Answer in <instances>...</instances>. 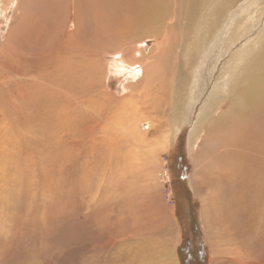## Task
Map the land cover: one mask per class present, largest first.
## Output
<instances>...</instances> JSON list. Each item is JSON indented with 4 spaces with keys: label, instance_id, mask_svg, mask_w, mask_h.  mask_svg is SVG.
Listing matches in <instances>:
<instances>
[{
    "label": "rangeland",
    "instance_id": "rangeland-1",
    "mask_svg": "<svg viewBox=\"0 0 264 264\" xmlns=\"http://www.w3.org/2000/svg\"><path fill=\"white\" fill-rule=\"evenodd\" d=\"M46 2L22 0V8L20 6L18 10L17 5H6L4 0H0V10L3 9L0 12V264H162L169 245L167 258L174 251L173 256L179 261L176 260L177 264H232L226 258H213L206 244L202 200L210 189L224 187L222 183L226 184L225 192L233 187L239 188V184L218 167L214 171L216 168L210 161L196 164L189 153V137L201 108L230 65L232 55L247 43L251 44L263 30L264 0H236L231 8H225L227 12L213 31L200 59H185L188 54H184V39L191 36L192 29L187 35L177 32L176 38L165 46L169 70L166 77L163 75L162 85L158 83L153 88L151 96L142 94L144 85L140 78L135 79L136 76L130 73L114 69L112 64L115 59L125 58L118 61L128 63L130 68L135 62L140 65V59L153 49L156 42L151 33L141 35L148 39L143 41L140 38L143 43L132 41L130 31L139 34L145 27L126 19L124 0H81L79 9L72 0H51L45 6ZM202 6L201 2L199 7ZM261 8L263 12L259 14ZM41 10L44 13L39 12ZM37 13L47 23L45 29L40 26ZM181 21L184 19L177 11V24ZM172 28L174 33V23ZM247 28L251 30L249 33ZM120 35H125L128 40L120 38ZM51 47H56L53 53L50 52ZM68 49L72 51L70 53L82 54L76 58L74 54H66ZM116 50L118 52L114 55ZM136 50H142V53L134 55ZM60 57L61 60L58 59ZM69 59L72 62L68 64L74 65L78 74L73 79L79 77L78 81H68L58 74L60 70L66 75L70 73ZM59 60H64L65 65L58 66ZM55 63H58L59 71ZM55 74L63 81L59 85L53 84V78H50ZM186 83H190L192 88L184 96L186 122L173 146L158 151L160 161L170 174V179L166 181L163 178L160 185L158 205L165 206L168 215L161 209L165 218L149 224L144 206L131 207L123 193L114 197L113 189H106L115 169L129 181L128 167L116 163L117 151L110 155L108 153L112 150L104 147L110 135L108 130L115 132L112 119L119 117L112 115L113 109H118L122 103H131L130 97L124 96V88H134L139 96L135 95L132 100L137 101L138 116L145 118L140 120V131L148 135L149 141L156 140L170 128L171 98ZM127 93L131 94V88ZM102 103L108 108L104 104L101 107ZM47 111L57 117H54L56 131L50 133L51 137L46 134L47 124L44 122ZM34 121L35 129L32 127ZM204 140L198 144L202 150ZM252 144L238 140L232 143L233 146L228 144V149L220 148L216 152L228 153L232 161L242 158V163L250 166L264 162V153L255 150ZM99 146L103 153L95 151ZM112 148L117 149L118 146ZM192 179L199 180L197 189H201L197 193L200 194L204 188L205 193L196 195L192 191ZM257 196L253 193L250 199H243L244 205L236 203L239 211L235 215L239 223L235 224L240 229L234 235L244 241L245 235L249 237L244 264H264V233L253 223L255 207L250 203L254 198L259 206L261 200ZM225 203H222L218 217H225L223 220L228 222L231 210ZM173 239L176 240L172 247Z\"/></svg>",
    "mask_w": 264,
    "mask_h": 264
},
{
    "label": "bare ground",
    "instance_id": "bare-ground-1",
    "mask_svg": "<svg viewBox=\"0 0 264 264\" xmlns=\"http://www.w3.org/2000/svg\"><path fill=\"white\" fill-rule=\"evenodd\" d=\"M4 1L6 5H10V6L17 5L18 10H20L19 7L22 5V0H4ZM72 1L76 3V5H78V9L81 8L80 7L81 0H72ZM83 1L84 0H82V2ZM235 1L236 0H202V1H199V0H124L125 9L127 12L126 19L128 18L130 21L136 22L135 24L139 23V25H142L145 27L142 30L140 29L141 31H139L140 32L139 34L131 30L130 34L133 39L132 38L130 39H132V41L133 40L141 41V39L143 38L141 37V35H143L144 33H151L152 36L154 35V39L156 42L154 44L153 49L149 50L150 52H147V54H145L146 56L140 59L141 60L140 65L139 63L135 62V63H132L133 66L130 68V65L128 63L121 64L119 62V61L122 62L123 60H125V58H119V59H115L112 63L114 66V69H121L123 73L124 72L130 73L131 75L136 76L135 79L140 78L141 79L140 82H142V85H144L142 94L145 96H148V95L151 96V94H153L154 92L153 88H155V86H157L158 83L162 85L163 75L164 77H166V74H167L166 71L169 70L170 62L167 61L168 51L166 50L167 48L165 46L168 45L172 39L176 38L177 32H179L181 35H187L189 34L190 29H192V33L190 32L191 36L188 39H184L186 42L183 41L185 43V46L183 49L184 54L185 53L188 54L185 57V59H188L191 57L196 58V60L197 58L200 59V54H204L207 43L209 42L212 35L214 34L213 31L219 26V24L221 23L224 17V14L227 12L229 8L233 6ZM50 2L51 0H47V2L45 3V6H47ZM201 2L204 4V6L199 7ZM177 11H179L181 18L184 19V21H181L178 24H177ZM39 12L44 13V11L42 10ZM262 12H263L262 8L258 10L259 14ZM37 17L40 19V26L43 29H45V26L47 23H45V21L41 19V14L39 15L37 13ZM173 23L175 27L174 33H173V28H172ZM153 29H155V32H153ZM67 30H70L69 27ZM250 31L251 30L249 29L247 33H249ZM122 36L120 35V38H125L128 40V38H126L125 35L124 37ZM146 40L148 39H144L143 41H146ZM229 42H230L229 44H233L232 41H229ZM125 43L130 44L129 42H125ZM141 43L143 42L141 41ZM229 44L227 43V47ZM58 46H61V45H58ZM55 48L51 47L50 52L53 53ZM168 48L171 49V47H168ZM230 48H228V50ZM104 50H107V49L105 48ZM68 52H66V54H74L73 56L75 57L76 55L82 54V53L81 54L70 53L72 52L70 50ZM117 52L118 50L114 52L115 53L114 55H116ZM138 52L142 53V50L133 51V54L137 55ZM58 59L61 60L62 58L60 57ZM64 60L60 61L59 62L60 65L58 66L65 65ZM69 61L70 59L67 61V64ZM101 63H103V61ZM49 64L51 63L49 62ZM56 64L58 63H55V65ZM229 64L230 65L228 66V68H226V71L221 75L220 81L216 85L215 91L212 93V96L209 98L208 102L200 110V113L195 122L196 124L194 125L193 130L189 137V153L191 157L195 160L196 164L199 163L200 161H205V162L210 161L213 163V168H216V170L214 171H217V167H218L220 170L224 171L223 173L224 175L225 174H228V176L230 175L233 179H236L238 182L237 184H239L237 186L241 190L237 187H233V189L231 188L232 189L231 191L226 190L225 192V189H224V187H226L225 183L224 184L222 183V185H225L224 187L220 186V187H215L213 189H210V191H208L209 192L207 196L208 199L206 197L202 200L203 201L202 221H203V225L205 229L206 244L211 250V254L213 258L215 259L220 258L221 260L226 258L230 260L232 264H244V262H246L245 260L247 259L248 249H246V246L248 244L249 237L245 235L246 240L244 241L242 237L237 238L234 235V232L240 229V227L237 224H235V223H239L235 215L236 211H239L238 205H236V203L239 205L240 204L244 205L245 202L242 203V200L244 199L245 201L246 198L250 199L249 197L253 193H256V195L259 196L261 200L260 202L261 204H259V206H257L254 198L252 199L254 200V202H250L255 207V211L253 213L254 222L253 221L252 222L254 223L255 227L261 228L260 229L261 232L263 231L264 233V199H263L264 162L260 161L261 163H257L253 165L251 164L252 166H250L248 163L243 164L242 163L243 160H241L242 158L238 159L237 161H232L233 158H230V156H228V153H225L222 151H218V152L216 151L219 150L220 148L228 149L229 148L228 144H230V146H233L232 143L239 140L245 144H249L253 142L252 145L254 146L255 150L261 151L262 153H264V28L260 32L259 36L251 44L247 43L245 46H243V48L240 51L232 55L231 61ZM68 65H69L70 73H68L67 75L63 71L61 70L59 71L56 65V68L60 72L58 74H61V76L63 78H66L68 81H71V82L78 81L79 77L77 79H73L74 76H78L76 72V67L71 64H68ZM108 66H110V64ZM175 69H177V65ZM107 70H109V68H107ZM174 73L177 74V71H174ZM56 74L53 77H50V78H53L51 80H52V83L55 85L60 82H63L59 79V77L56 76ZM104 74L106 75V73ZM84 76L88 77V75L86 74ZM48 77L46 80H49ZM97 81L98 80H96L95 82ZM48 84L50 85V83ZM40 88L41 87L39 86V89ZM130 88H131V94H128L127 90ZM124 89L126 90L124 93L125 94L124 96L125 97L129 96L131 99L130 100L131 103H127V104L122 103V105L118 109L115 108L113 109V113L111 112L112 115L116 114V116L119 115V117L118 118L111 117L113 118L112 126L115 132L112 133L113 131L108 130L110 132V135L107 136V139H108L107 144L104 147L108 151L109 149L112 150L111 153L110 152L108 153L110 155L111 154L114 155L115 154L114 152L117 151V154H116L117 156H115L116 163L119 166L123 165V166L128 167L129 181H131V183L125 179L124 174H120V171L118 169H115L111 172V180L106 185L107 186L106 189L108 190L113 189L114 197H118L120 193H123L124 197L126 198L127 202L129 203L131 207H135V206L143 207L144 206V208H146V212H148V215H149V217H147L148 218L147 222H150L149 224H152L154 221L161 222L160 219H162L164 215L161 214L160 210L163 209L162 212L165 211L166 216L168 215V213L166 211L165 206H163L162 208L160 207L161 204L158 205V202L161 199V196L159 194L160 185L162 184L163 178H165L166 181H167V178L170 179V174H169V170L167 169L166 165H163V162L160 161L159 156H158V151L167 150L170 146H173L174 142L176 141L177 134L180 132V129L186 122L187 106H185L184 96L186 93H188L189 89L192 90V88L190 86V83H186L185 87L182 90L178 91V94H177V91L175 92L174 98L172 97L170 101V107L172 108V117H171L172 123L170 124V128L166 131L165 134L162 135V137L156 138V140H153V141H149L150 139L146 138L148 137V135H143V133L140 131V127L142 124L140 120L143 121L145 118L143 117V119H141L138 116L139 111H138L137 101L132 100L133 99L132 97H134L135 95L139 96V94L136 93L134 91V88L132 87L124 88ZM42 90L43 89H41V91ZM59 94L61 95V93ZM51 98L53 97L51 96ZM120 102H123V101H120ZM103 104L104 103H102L101 107L103 106ZM105 105L106 104H104V106ZM225 105H227L226 108H225ZM40 106H41L40 102H38V107ZM62 109H63V105H62ZM55 113L58 114L57 112ZM53 115L55 114H52L51 112L47 111V116L44 119V122L47 124L46 134H48V137H51L49 136L51 135L50 133L56 131L55 118L57 119V117ZM36 120L38 121V118ZM33 123L34 124L32 125V127L35 129L36 127L35 121ZM41 126H45V125H41ZM59 129L60 127H58L57 131ZM204 138L205 140L203 143L205 144V146H204V150H202L198 148V144L200 140L201 139L203 140ZM114 146H118V148L117 149L112 148ZM95 151H100L101 153L104 152L102 151V148L100 146L97 149H95ZM224 153H225L224 158H222ZM229 155H232L233 157H239V158L241 157V155H237V154H229ZM247 160L249 159L247 158ZM97 162H100V161H97ZM206 170L207 169L205 168V171ZM226 179L230 181L228 177ZM230 182H228V184ZM191 187L193 188L192 191H194L196 195H198L199 193H197V190H200L201 187L200 189H197V183L193 179L191 181ZM203 190L202 192H204ZM105 192H102V193H105ZM201 193L199 195H201ZM204 193L203 195H205ZM222 203H225L226 206L229 207L228 209L231 210L230 214L228 213L229 215L228 216L226 215L228 218V222L223 220L225 217L223 219H220V217H218V215L220 214L219 211H220V208L222 207ZM169 210L171 211L170 208ZM223 212H222V215H223ZM160 214H161V217H160ZM175 240L173 239L171 242L172 247L174 246ZM178 242L180 241L177 238L176 244H178ZM170 247L171 246L169 245L167 248V252L169 251ZM163 251H164V247H163ZM167 252H164L166 256L162 264H177L176 263L177 258L175 260V256H173L175 255V252L171 251L172 255L170 253L171 256L168 255V258H167ZM216 263L218 264V262ZM222 264H227V263L222 262Z\"/></svg>",
    "mask_w": 264,
    "mask_h": 264
},
{
    "label": "crops",
    "instance_id": "crops-1",
    "mask_svg": "<svg viewBox=\"0 0 264 264\" xmlns=\"http://www.w3.org/2000/svg\"><path fill=\"white\" fill-rule=\"evenodd\" d=\"M197 182H199V180H198ZM197 182H196V183H197Z\"/></svg>",
    "mask_w": 264,
    "mask_h": 264
}]
</instances>
